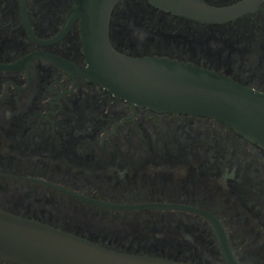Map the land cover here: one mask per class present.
Listing matches in <instances>:
<instances>
[{"label": "flooded vegetation", "instance_id": "obj_1", "mask_svg": "<svg viewBox=\"0 0 264 264\" xmlns=\"http://www.w3.org/2000/svg\"><path fill=\"white\" fill-rule=\"evenodd\" d=\"M81 8L0 0V207L196 264L225 262L221 228L236 259L264 264V148L219 118L133 103L84 76ZM107 35L122 53L192 61L264 92V0L222 21L114 0Z\"/></svg>", "mask_w": 264, "mask_h": 264}, {"label": "water", "instance_id": "obj_2", "mask_svg": "<svg viewBox=\"0 0 264 264\" xmlns=\"http://www.w3.org/2000/svg\"><path fill=\"white\" fill-rule=\"evenodd\" d=\"M114 0H81L83 50L88 64L80 72L114 95L156 110L219 118L264 148V92L225 73L165 55L133 56L112 47L108 11ZM189 16L222 21L244 11L251 0L216 8L202 0H149ZM174 5V6H172ZM172 6V7H171ZM223 264H242L234 257L222 229ZM0 257L20 264H196L153 255L107 249L46 222L0 207Z\"/></svg>", "mask_w": 264, "mask_h": 264}]
</instances>
